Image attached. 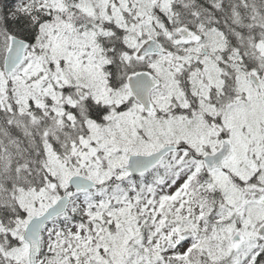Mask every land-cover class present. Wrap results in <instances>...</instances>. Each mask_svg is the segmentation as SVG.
Wrapping results in <instances>:
<instances>
[{
    "label": "snow or ice",
    "instance_id": "obj_1",
    "mask_svg": "<svg viewBox=\"0 0 264 264\" xmlns=\"http://www.w3.org/2000/svg\"><path fill=\"white\" fill-rule=\"evenodd\" d=\"M0 264H264V0H0Z\"/></svg>",
    "mask_w": 264,
    "mask_h": 264
}]
</instances>
